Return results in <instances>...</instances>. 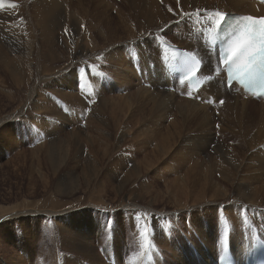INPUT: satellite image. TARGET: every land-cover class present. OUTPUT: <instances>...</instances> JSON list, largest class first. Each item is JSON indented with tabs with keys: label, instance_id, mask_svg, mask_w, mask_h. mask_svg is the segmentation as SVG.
Wrapping results in <instances>:
<instances>
[{
	"label": "bare ground",
	"instance_id": "1",
	"mask_svg": "<svg viewBox=\"0 0 264 264\" xmlns=\"http://www.w3.org/2000/svg\"><path fill=\"white\" fill-rule=\"evenodd\" d=\"M108 4L106 0H0L1 48L6 49L10 56L16 52L19 55L23 54L32 64L30 65V62L27 64V70L31 71L36 67L31 72L28 71V75L21 71L23 76L19 80L13 78L11 82L15 87L30 91L37 82L46 80V76H42L43 73L49 71L51 83L61 74L59 80L62 81L59 82H63L65 91L62 121L66 143L64 146L67 147V151L65 150V155L62 154L64 159L62 158L63 162L60 163L68 168L71 162L70 155L75 153L79 156L77 163L88 169L84 171L91 172L92 179L101 180L102 192L107 185H114L112 189L116 192L121 187L129 186L130 191L125 196L126 203L119 205L120 209H128V211L129 208H140L134 201L142 198V193L149 194L148 188L144 186L146 183L154 184L149 176L153 172L158 180L162 179L161 182L166 184L169 192L167 196L172 197L175 203L179 201L177 205L180 210L185 209L190 203L197 202L198 199L204 200L205 198L200 194H205L206 191L199 185L207 186L219 198L216 200L236 201L227 206L225 203L224 206L227 210L231 209V214L232 209L245 213L247 226L249 224L256 226L264 238V106L240 100L221 91H218L219 97L224 100L221 109L218 106L210 108L192 99L177 96L166 88L167 83L159 71L160 48L156 52L152 43H149V38L145 36L154 25L159 27L160 23L165 25L167 22L170 23L167 20L161 21L166 17H160V22L156 19L154 10H165L170 13V17L175 16L179 39L182 44L185 43L184 47L179 44L173 46L197 54V46L194 52L189 51L194 44L191 36L187 37L186 32L190 34V28L199 22L208 25L206 15L211 11L229 15H264V9L261 8V12L256 13L253 5L247 0H165L163 7L140 9L134 16H130L131 9L124 13L117 8L119 14L122 12V15L120 14L122 24H116L108 20ZM130 22L134 26H131ZM143 24H148L149 27L144 34L141 32ZM139 38L142 39L139 41ZM125 39L130 41L127 45L131 46L130 49L125 45ZM25 40L28 41L27 45L23 43ZM187 46L189 49L185 48ZM102 57L106 65L99 67ZM2 58L4 59V56ZM58 60H61V67L56 71ZM151 65L157 67L152 68ZM0 68L2 69V66ZM139 69L142 73L141 78L137 75ZM99 73L105 75V82L109 85L105 89H111L119 95H115L114 92L110 94L111 91L100 95V89L103 90L106 86L104 83L100 84ZM144 73H147L146 77L143 76ZM148 85L152 88H148ZM35 90L32 89L28 100L35 94ZM110 95L115 97L109 98ZM85 98L87 102L84 101ZM214 112L219 113L221 124L217 133L223 138H227L228 135L234 137L241 130L248 131L244 138L246 149L243 153L241 149L227 152L226 141L220 142L215 139V135H212L216 132L213 128L215 120L212 122ZM191 125H193V135L189 132ZM232 140L233 138H230V141ZM185 147L187 151L183 150L179 154L177 148ZM229 155L237 156L239 160L233 159L235 161L232 166L227 168L219 179L211 176L201 181L197 177L201 162L213 159L212 157L222 159ZM246 166L251 171L248 174L251 175L250 177H245L247 173L242 175ZM159 168H161L160 172L162 171L170 179H163L162 175L156 174ZM68 170L73 175L74 170ZM246 178L249 180L246 181ZM197 189L200 191L196 192ZM142 208L150 210L147 207ZM68 211V208H64L60 212L49 213L62 221ZM230 213L227 212L222 217L224 219L222 222L228 228L221 229L222 237H225L222 241L229 240L237 245L243 224H240V227L237 223L233 224L230 219L233 216ZM156 218H152V224L149 222L150 235L161 247L159 249L168 251L166 253L171 255L176 264L190 262L186 255L189 245L193 248L190 249L196 251L198 264H210L212 259L209 256L210 247L211 245L213 247L214 242L220 238L219 219L211 221L199 231L197 236L202 241L201 245L193 243L191 238L188 239V234L194 230L193 225L190 231H187L185 240L182 239L184 240L182 245L180 247L173 245L171 248L170 244L163 240L161 223L158 224ZM117 224L120 223L117 222L113 229V241L121 235ZM61 228L68 232L67 227ZM172 229L173 232L178 231L174 226ZM207 230L210 232L208 233ZM83 235L88 233L83 228H78L74 237L70 238V243L78 242L79 240L76 239ZM85 241L88 242L85 238L82 243ZM85 246L89 247V245ZM213 253L216 256L215 248ZM115 256L118 257V254L115 253ZM128 258L132 257L129 255ZM158 259V256L149 258L153 263Z\"/></svg>",
	"mask_w": 264,
	"mask_h": 264
},
{
	"label": "rangeland",
	"instance_id": "2",
	"mask_svg": "<svg viewBox=\"0 0 264 264\" xmlns=\"http://www.w3.org/2000/svg\"><path fill=\"white\" fill-rule=\"evenodd\" d=\"M106 2H109V8L107 7L108 20L112 23L122 24L120 21V14L122 12L127 13L128 10L131 9L133 13L131 12L130 16H134V14H137V10L140 9L146 8V10H149L150 8L152 9L153 6L154 8L156 6L163 7V2H165V0H123V2L122 0H106ZM110 4L112 5L110 6ZM117 8L120 9H118L119 11H122L120 14L118 13L119 11L116 10ZM154 11L157 15L156 19L159 22L161 19L160 17H166L161 21L167 20L171 23L167 22V25L160 23L159 27L158 25H154V30L153 27L150 28L151 30L149 29L148 31L149 35H145L149 38V43H152L151 45L153 48L155 47L154 50L157 52L161 47L158 39L164 40L170 45L179 44L184 47L185 43L183 42L184 44H182L179 39L176 21L174 20L175 16L173 15L170 17V13L168 14L165 10L160 11V9H155ZM217 12L218 11H211L210 13L217 15ZM125 17H128V15H125ZM130 23L131 26H134L132 22ZM147 25L148 24H143L141 27V32H143V34L147 32L149 28ZM195 25L196 24L190 28V34L186 32L187 37L191 36L194 44L190 49L188 46L185 47L188 48L190 52H194V48L197 46L194 40L195 31H191V29L197 27V25ZM141 39L142 38H139V41ZM124 42L127 46L130 41L125 39ZM23 43L27 45L28 41L25 40ZM23 43H21V46ZM127 48L130 49L131 46L129 45ZM1 51L0 264H112L111 262H114V264H176L171 255L166 253L167 250L163 248L159 249L161 247H159L156 240L151 237L149 224H152L153 219L157 217L158 224L161 223V230H163L162 233L164 235L163 240H166L171 248L173 245L175 247H180V245H182L187 231H190L193 225L194 230H191L192 232L188 234V239L191 238L193 243L199 245H201L202 241H200L197 234L211 221H217L219 219V229H228L224 225L225 223L222 222L224 220L222 217L225 213H230L231 209L229 208L227 210L225 206L232 205L236 203V201L224 202L221 201V199L216 200L219 198L212 189H209L207 186L199 185L200 188L206 191L205 194H200L202 195L201 197L206 200L198 199L197 202L190 203L185 209L180 210V207L177 205L179 201L175 203L172 197L167 196L169 192L166 184L161 182L162 179L158 180L153 172L149 176L154 184L146 183L144 186V188H148L147 191L149 194L142 193V198H137L136 202L134 201L140 208H129L128 211V209H120L119 205L126 203L127 200L125 196L130 191L129 186H125L124 188L121 187V189L116 192L112 189L114 185H107L104 187V192H102L103 190L100 186L101 180L98 181L97 178L92 179V173L89 171L86 173L88 169L77 163V158H79V156L75 153H71L73 156L70 155L71 162H69V166L66 168L63 163H60L61 161L63 162L64 153L67 148L64 146L66 143L64 142L65 134L62 117L64 118L63 93H65V91L63 82H59L62 81L59 80L61 79V74L59 78L51 83L49 71L43 73L42 76H46V80L37 82L31 87L30 91L28 89L15 87V84L11 82L13 78L19 80V78L23 76L22 72L28 75V73L36 67H33L31 71L27 70V64L29 62L30 65L32 64L23 54L19 55L16 52L12 53V56H10L11 54L9 55L6 49H2ZM3 56L4 59L2 58ZM18 56H20V58ZM11 57H15L16 59ZM5 62L6 64H4ZM41 63H43L42 60ZM104 63L105 60L104 57H102L98 66L100 67L101 65L103 67V65H106V63ZM56 65L57 71L61 67V60H58ZM98 77L100 78H98L100 84L104 83L106 86L103 87V90L100 89V95H105V92L108 93L110 91V94H112V92H114L113 90L105 89L109 87L108 83L105 82V75L99 73ZM32 89H36V92L33 94L32 98L28 100L31 96ZM114 93L115 95H119V93ZM115 95H110L111 97L109 98L115 97ZM84 101L87 102V98H85ZM220 101L223 103L216 104L218 108L221 109L224 100L221 99ZM214 113L212 122L215 120L213 122V128L216 132L212 135H215V139H218L220 142L226 141L227 152L228 150L241 149L243 153L244 149H246L244 138L248 131L241 130L234 137L228 135L227 138H223L220 136V133H217L219 125L221 124L219 122V113ZM190 127L192 129L190 128L191 131L189 132L193 135V125ZM217 134L220 135L218 136ZM229 137L233 138V140L230 141ZM177 150H179L180 154L183 150L187 151V148H177ZM62 154L64 155L62 156ZM74 155H76V158ZM72 158L74 159L72 160ZM212 158L213 159H206L207 161H204V163H200L197 177L200 178L201 181L211 176L219 179L220 175H222L227 168L232 166V163H234L233 161L239 160L237 156L234 157L231 155L222 159L217 157ZM171 164L172 162L169 163V165ZM68 169L74 170L73 175H71ZM84 169L86 170L84 171ZM160 169L161 168H159L156 174L162 175L161 178L163 179H170L168 176L164 175L162 171L160 172ZM250 172L251 171L246 166L243 169L242 175L247 173L245 177H250L251 175L248 176ZM245 180L247 181L249 179L246 178ZM199 191L200 189L196 190V192ZM138 192L140 191L138 190ZM225 203L227 204L225 205ZM56 204L59 206H56ZM142 207H147L150 210ZM64 208H68L69 211L66 212L64 216L65 219L62 221H59L58 217H53L49 213L50 211L60 212V210L62 211ZM47 213L48 215H46ZM244 214L243 212L240 213L238 210L232 209V214L230 213V215H232L233 218L230 219L233 221V224L237 223V226L240 227V224H244L245 220H247V216ZM149 218L153 219L150 220ZM117 222L120 223L119 225L117 224L119 227L117 228L120 230L121 235L117 233L120 238H116V242L113 241V229L116 227ZM188 225L190 226L188 227ZM173 226L178 230L177 232L172 231ZM235 226L236 225H234V227ZM61 227H67L68 232L63 231ZM78 228H83L88 235L78 237L76 241H79L74 244L72 242L70 243V238L74 237ZM207 232L209 233L210 230H207ZM218 236H220V234H218ZM85 238L88 242L85 241L82 243ZM224 238L223 236L222 239L224 240ZM183 244L185 243L183 242ZM85 245H89V247ZM191 247L192 246L189 245L186 249V255H188V259H190V262L186 264H198L194 251L190 249ZM210 249L214 250V244L213 247L211 245ZM209 252L212 254L211 250ZM115 253L118 254V257L115 256ZM129 255L132 257L131 259L128 258ZM152 256H158L159 259L155 260V263H153L149 260ZM212 259H214V257Z\"/></svg>",
	"mask_w": 264,
	"mask_h": 264
},
{
	"label": "snow or ice",
	"instance_id": "3",
	"mask_svg": "<svg viewBox=\"0 0 264 264\" xmlns=\"http://www.w3.org/2000/svg\"><path fill=\"white\" fill-rule=\"evenodd\" d=\"M245 19L249 25L244 26L222 62L228 64L229 77L235 76L241 84L255 83L257 79L264 83V18L257 20L249 16ZM256 25L260 26L259 32ZM257 43L259 50H256Z\"/></svg>",
	"mask_w": 264,
	"mask_h": 264
}]
</instances>
